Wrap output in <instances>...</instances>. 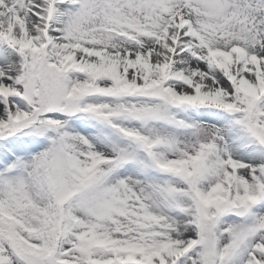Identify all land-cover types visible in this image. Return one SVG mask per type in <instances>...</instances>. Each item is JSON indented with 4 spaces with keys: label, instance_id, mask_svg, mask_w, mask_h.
I'll list each match as a JSON object with an SVG mask.
<instances>
[{
    "label": "snow or ice",
    "instance_id": "1",
    "mask_svg": "<svg viewBox=\"0 0 264 264\" xmlns=\"http://www.w3.org/2000/svg\"><path fill=\"white\" fill-rule=\"evenodd\" d=\"M0 264H264V0H0Z\"/></svg>",
    "mask_w": 264,
    "mask_h": 264
}]
</instances>
